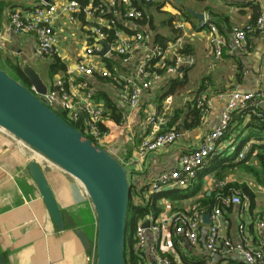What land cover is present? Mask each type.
Instances as JSON below:
<instances>
[{
    "label": "crops",
    "instance_id": "obj_1",
    "mask_svg": "<svg viewBox=\"0 0 264 264\" xmlns=\"http://www.w3.org/2000/svg\"><path fill=\"white\" fill-rule=\"evenodd\" d=\"M54 1L58 3L61 0ZM136 4L151 17L152 6L160 10L159 21H154L152 17L151 25L140 24L138 30L149 35L150 46L158 44L155 41L158 35L166 39L163 65L167 66L180 53L187 60L192 59V65L182 66V71L178 70L177 75L162 79L160 84L143 93L137 108H123L117 101L119 86L116 81L85 77L75 72V66L86 45L85 29L80 24L70 23L69 18L59 11L54 29L59 37L56 64L62 68L51 72L47 67L49 79L47 83L43 82L49 87L54 77L63 76L69 71L74 82L87 79L91 92L87 102L101 106L110 117L104 127L112 125L111 121L115 122L112 115L120 117V120L124 117V127L112 128L111 134L103 142V146L109 148L104 150L123 166L134 157L141 141L150 134L152 127L148 119L152 113L165 111L169 117L166 129H169L174 110H184V106L196 96L201 98L207 106L202 112L199 126L180 131L182 136L175 144L161 152L148 154L139 172L130 171L131 167L128 170L131 194L140 196L134 203L131 202L132 206L149 209L148 213L138 219L136 226L140 222H147L150 216L186 212L193 203L203 207L210 204V210L202 216L195 245L176 235L169 226H161L160 248L148 234L144 258L147 262L152 260L151 249L154 248L172 264H246L236 254L209 253L206 238L210 216L208 221L203 218L210 215L215 207L212 202L216 198L217 181L224 182V185L244 184L253 192L254 198L250 200L242 196L239 190L235 192L239 194L241 204L222 208L220 237L232 244L246 241L253 248L259 247L264 240V229L258 228V223H264V185L238 167L237 158L234 162L228 161L231 157L229 154L235 149L239 153L247 147L249 152L255 146L248 164L257 167L255 156L262 152L257 146L264 144V139L259 136L264 138V133L257 134V137L251 135L247 117H241L238 123L232 115L230 130L218 142L217 153L197 170L187 188H163L159 193H150L148 188L160 175L179 168V157L202 146L205 137L218 129L227 93L232 90L253 93L258 89L264 75V27L261 30L254 29L247 35L243 51L235 48L230 30L233 26H255L257 18L264 11V0H153L147 7L143 2L137 1ZM33 6V0H0V59L14 61L21 68L26 64L34 68L35 40L32 36L15 34L10 30L9 12L28 10ZM185 8L203 14L204 20L198 22ZM208 24H213L225 41L222 57L217 61L209 43ZM126 32L131 33V30ZM146 56L138 52L129 65H116L115 69L124 75L131 74L135 65ZM88 61L96 60L88 58ZM40 62L45 66L50 65L44 60ZM174 78L185 82L183 88L163 98L168 90L167 82ZM79 94L84 95V92L80 90ZM262 102L259 106H264ZM182 117H185V113ZM182 122L180 119L177 124ZM32 161H38L44 172L62 214L63 230L54 225L29 174L28 165ZM219 172L224 174L221 179L216 177ZM96 240V214L81 185L56 166L40 163L32 151L0 130V264H95ZM132 250L133 240L128 247L129 253Z\"/></svg>",
    "mask_w": 264,
    "mask_h": 264
},
{
    "label": "built area",
    "instance_id": "obj_2",
    "mask_svg": "<svg viewBox=\"0 0 264 264\" xmlns=\"http://www.w3.org/2000/svg\"><path fill=\"white\" fill-rule=\"evenodd\" d=\"M150 4L153 0H33L34 6L28 10H10L9 27L15 34L29 35L35 40V55L39 60L49 62L58 61L59 37L54 29L57 14L61 11L72 24H80L85 29V48L83 55L75 66V72L85 77L113 80L118 83V104L127 109H135L140 105L143 93L148 92L152 86L160 84L162 79L177 75L182 66L193 64V60L183 54H176L174 64L163 65L164 50L158 45H149L148 34L138 30V20H142L145 12L140 9L136 2ZM134 27L133 30L132 27ZM264 27V11L259 15L255 26L237 27L233 26L230 36L236 49L243 51L246 45L247 35L254 29L261 30ZM127 33L126 31H130ZM209 31V43L213 50L214 59L222 57L225 41L218 33L213 24L207 25ZM102 42L107 44V52L102 55ZM143 52L147 56L135 65L131 74L124 75L116 70V65L127 66L135 54ZM88 58H94L95 62H89ZM56 60V61H55ZM165 69L163 73L157 72ZM119 73V74H118ZM72 73L67 71L63 76H57L44 95H39L30 87V92L41 100L48 108L60 114L65 121L80 125L83 133L92 142L101 147L104 140L111 134L112 128H123L122 117L120 122L111 121L108 127L104 124L110 119L108 113L101 106H93L87 102L91 97L89 85L83 79L74 82ZM84 92L79 94V92ZM86 94V95H85ZM226 102L221 110L220 125L217 130L209 133L202 146L188 154L181 155L178 159L179 168L160 175L149 184L148 192L159 193L163 188L179 189L187 188L194 179L196 172L205 162L217 153L218 142L224 135L231 123L232 114L241 112L249 107L258 106L264 100V75L261 77L258 89L253 93H244L232 90L225 96ZM84 100V102H83ZM89 101V100H88ZM203 109L202 112H204ZM169 117L165 111L152 113L148 119L152 130L137 148L134 157L124 164L126 169L139 172L142 170L146 157L151 153H158L175 144L182 136L175 128L166 129ZM20 142V141H19ZM21 143V142H20ZM32 151L35 158L41 162L48 163L44 157ZM248 148H243L238 153V161L245 158ZM224 182L217 181L216 189H222ZM140 198L139 195L131 194V202ZM219 205L213 207L210 212V225L206 238V248L210 254H236L246 264H264V240L257 248H253L246 241L232 244L227 239H221L220 228L222 226V208L241 204L238 193L231 196H218ZM204 209L198 203H193L186 212H175L171 214L161 213L157 217H148V226L144 228L140 222L132 232L133 253L139 258V264H172L165 257H161L158 250L151 249L152 260L148 262L144 258L150 234L152 240L158 243L160 248L161 226H169L176 235L185 238L190 244L195 245L198 240V231ZM260 230L264 229V223H258ZM203 264H209L205 262Z\"/></svg>",
    "mask_w": 264,
    "mask_h": 264
},
{
    "label": "water",
    "instance_id": "obj_3",
    "mask_svg": "<svg viewBox=\"0 0 264 264\" xmlns=\"http://www.w3.org/2000/svg\"><path fill=\"white\" fill-rule=\"evenodd\" d=\"M185 11L198 22L204 20L203 14L189 8ZM102 46L101 54L104 55L108 47L105 42ZM22 73L29 87L0 69V130L81 185L97 218L95 264H126L127 212L132 190L130 171L30 92V87L39 95L47 91L32 66L24 65ZM28 170L54 225L63 230L61 211L38 161H32ZM209 216L203 219L208 221ZM142 226L147 228V222Z\"/></svg>",
    "mask_w": 264,
    "mask_h": 264
},
{
    "label": "trees",
    "instance_id": "obj_4",
    "mask_svg": "<svg viewBox=\"0 0 264 264\" xmlns=\"http://www.w3.org/2000/svg\"><path fill=\"white\" fill-rule=\"evenodd\" d=\"M82 2V0H80ZM149 4H146L145 6L147 7ZM152 22V17L149 14H144V17L142 20H138L137 23L139 24H145V25H151ZM156 43L162 48H166V39L161 37L160 35L156 36L155 39ZM174 64V60L171 63H167V66H172ZM7 68L9 67L8 70H4L5 72L8 73L9 76L12 78L16 79L20 83L24 84L25 86L29 87V82L22 73V68L18 64H9V60L6 61ZM50 71L51 72H57L60 71L62 68L56 63L50 64L49 65ZM165 69H160L157 72L163 73ZM203 83V82H202ZM185 82L183 80H180L179 78H174L171 79L167 82V87L168 90L163 94V98L174 94L176 91L180 90L183 88V85ZM201 90V88L199 89ZM198 90V91H199ZM199 92L197 93V95ZM264 102V100H263ZM207 105H205V102L201 100L199 97H195L190 103L186 104L184 106V110L181 109H176L174 110L173 117L170 118L171 126L169 129L175 128L176 130L183 131L187 129H192L200 125L201 122V115L203 109H205ZM113 112V111H112ZM183 113H185V117H182ZM237 114V115H235ZM232 115H234V119L240 123L242 120L241 117H247L248 118V123L247 126L251 129L250 133L251 135L257 137V134L259 133H264V106H256V107H249L245 110H242L241 112H235ZM114 119L115 122H120V117L118 116H113L111 117ZM183 120L182 123L177 124L179 121ZM69 123V122H68ZM233 123V122H232ZM73 128L76 130H81L80 125L77 123H69ZM170 124V123H169ZM231 125V124H230ZM174 126V127H173ZM168 130V129H167ZM230 130V127L227 129L226 133L228 134ZM254 131H258L255 133ZM225 133V135H227ZM261 139H264L263 137H260ZM258 138V140H259ZM255 146L249 150V152L246 154L245 158L237 163L238 167H241L244 169L248 174L252 175L253 177L256 178L259 184L264 185V144L257 146L262 150V152L258 153L255 156V159L257 161V167H254L250 164H248L250 156L252 154V151ZM238 157V151L235 149V151L231 154V157L228 158V161L234 162V160ZM216 177L218 179H221L224 177V174L221 172L216 174ZM239 190L240 194L245 195L247 198L250 200H253L254 194L253 192L244 184L242 185H237V184H227L222 187V189H216V198L212 202V204H215V206L219 205L218 201V196H231L234 192ZM132 191V190H131ZM204 211H209L210 210V204L205 205L204 207L202 206ZM157 211V209H156ZM149 209H143V208H135L132 206L131 202L129 203L128 206V212H127V243H126V264H139V258L133 253H129L128 247L130 244H132V240L130 235L134 231L137 221L140 217H142L144 214L148 213Z\"/></svg>",
    "mask_w": 264,
    "mask_h": 264
},
{
    "label": "rangeland",
    "instance_id": "obj_5",
    "mask_svg": "<svg viewBox=\"0 0 264 264\" xmlns=\"http://www.w3.org/2000/svg\"><path fill=\"white\" fill-rule=\"evenodd\" d=\"M150 13H152V17L154 18V21H159L160 20V10H158V8L155 9V7L152 6L150 8ZM6 61H7L6 59H0V69H4V70H8L9 71L10 68L9 67L7 68ZM11 63L15 64L14 61L9 60V64H11ZM33 66H34V69L39 74V76L42 79V81L47 83L48 79H49L47 67H49V66H47V64H46V66L43 65V63L40 62L39 58L36 55H35V62H34ZM101 147L103 149H109V148H105V146H103V145H101ZM109 151H111V150H109ZM231 154H229V155H231Z\"/></svg>",
    "mask_w": 264,
    "mask_h": 264
}]
</instances>
